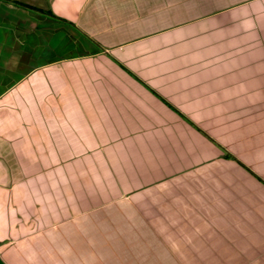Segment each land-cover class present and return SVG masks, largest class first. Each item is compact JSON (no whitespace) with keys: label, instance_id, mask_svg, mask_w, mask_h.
Wrapping results in <instances>:
<instances>
[{"label":"crops","instance_id":"1","mask_svg":"<svg viewBox=\"0 0 264 264\" xmlns=\"http://www.w3.org/2000/svg\"><path fill=\"white\" fill-rule=\"evenodd\" d=\"M79 186L264 254V0H0V241L77 250Z\"/></svg>","mask_w":264,"mask_h":264},{"label":"rangeland","instance_id":"2","mask_svg":"<svg viewBox=\"0 0 264 264\" xmlns=\"http://www.w3.org/2000/svg\"><path fill=\"white\" fill-rule=\"evenodd\" d=\"M104 189L106 186L78 188V222L72 227L77 234L73 242L77 250L73 247L71 251L69 245L63 244L64 253H49L53 240L46 238L45 243L41 242L46 248L45 253L23 255L21 249L7 248L4 240L0 241V264H264V254L252 253L250 247L252 242L262 240L234 239V218L231 215L233 222L229 221L231 217H224L227 221L219 222L224 227L223 235L231 238L228 239L230 242L219 240L216 248L201 246L197 250L200 254L194 255L190 248L181 244L182 238H177V233H173L167 224L145 222L144 214L150 210L146 203L151 200L143 195L149 197L150 191L135 192L124 199L119 192ZM232 210L234 215V206ZM64 229L67 228L64 226ZM182 234L187 237L196 235L192 231ZM189 241L195 244L197 240L188 238ZM218 249L229 253H211ZM236 251L244 253L234 254Z\"/></svg>","mask_w":264,"mask_h":264},{"label":"trees","instance_id":"3","mask_svg":"<svg viewBox=\"0 0 264 264\" xmlns=\"http://www.w3.org/2000/svg\"><path fill=\"white\" fill-rule=\"evenodd\" d=\"M199 132H201L206 138H208L210 140V138L208 136H206L201 130H199ZM224 158L234 161V157L230 153L226 152L225 150H224Z\"/></svg>","mask_w":264,"mask_h":264}]
</instances>
